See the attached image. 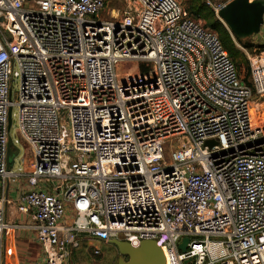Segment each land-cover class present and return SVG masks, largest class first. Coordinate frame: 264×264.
<instances>
[{
  "label": "built area",
  "instance_id": "2783aa9c",
  "mask_svg": "<svg viewBox=\"0 0 264 264\" xmlns=\"http://www.w3.org/2000/svg\"><path fill=\"white\" fill-rule=\"evenodd\" d=\"M246 38L248 83L176 0H0V264L13 229L40 248L27 264L112 238L165 264H264V17ZM9 137L29 169L8 167Z\"/></svg>",
  "mask_w": 264,
  "mask_h": 264
},
{
  "label": "water",
  "instance_id": "95a60500",
  "mask_svg": "<svg viewBox=\"0 0 264 264\" xmlns=\"http://www.w3.org/2000/svg\"><path fill=\"white\" fill-rule=\"evenodd\" d=\"M218 19L233 36L246 38L260 30L264 17V3L261 0H232L217 13ZM11 118L9 116V125ZM212 145L213 140H207ZM12 146V140L8 141V167L18 153V148ZM188 238L184 237L178 247L182 252L186 251ZM109 244L116 246L120 256L115 264H165V258L161 249L153 240H142L137 246L127 241L112 238ZM122 255L126 256L125 260ZM188 261V260H186Z\"/></svg>",
  "mask_w": 264,
  "mask_h": 264
},
{
  "label": "rangeland",
  "instance_id": "374dc122",
  "mask_svg": "<svg viewBox=\"0 0 264 264\" xmlns=\"http://www.w3.org/2000/svg\"><path fill=\"white\" fill-rule=\"evenodd\" d=\"M179 2L184 8L188 9L189 0H176ZM109 7L120 8L122 4L117 2H110L108 4ZM217 17V15H216ZM218 18V17H217ZM200 23L204 24L201 19L195 18ZM206 26V25H205ZM262 29V27H261ZM233 41L240 43L242 46L245 47L244 43L238 41L235 36L231 34ZM244 42H249L247 38L243 39ZM236 46V43H235ZM237 47V46H236ZM239 49V47H237ZM253 47H248L249 52H253ZM260 48H257L258 51ZM242 53L243 59L239 60L240 62V74L242 76H248L247 64H246V57L245 54L241 49H239ZM127 67L126 64H120L118 66V71L122 73L123 69ZM135 64H133L129 69H127V74L132 77L135 76L138 71H135ZM11 134L12 137H17L16 134V121L15 117L11 118ZM30 151L24 145L19 147V152L17 154V158H15L13 162V168L22 167L23 169H29L30 166ZM19 182L22 181V177L18 179ZM12 218L15 220L24 219L23 216L19 215H12ZM102 247V256L94 257L91 252H78L75 254L73 259L69 262L70 264H115L117 262L116 258L113 257L114 255V248L112 244L105 243L101 244ZM5 257H6V264H27L28 260H37L41 256L39 246L33 240V234L30 231L23 230V229H13L9 231L7 234V244L6 248L4 249ZM120 256V254H118ZM122 257L126 260L127 257L122 255Z\"/></svg>",
  "mask_w": 264,
  "mask_h": 264
},
{
  "label": "trees",
  "instance_id": "16d2710c",
  "mask_svg": "<svg viewBox=\"0 0 264 264\" xmlns=\"http://www.w3.org/2000/svg\"><path fill=\"white\" fill-rule=\"evenodd\" d=\"M188 9H186L194 18L201 19L204 22V25L213 29L219 36L223 47L227 50L229 56L234 60L236 67L240 70V62L239 60L243 59L241 51L235 46L233 38L229 31L225 28L223 23L216 17L214 11L205 3L204 0H189ZM238 41L244 43L246 47H251L252 44L250 42H244V38H240L235 36ZM262 47V45H260ZM247 64V60H246ZM127 68L131 67L130 63H126ZM141 71H146L147 68L140 66ZM248 70V67H247ZM248 76L244 77L245 81L248 83Z\"/></svg>",
  "mask_w": 264,
  "mask_h": 264
},
{
  "label": "flooded vegetation",
  "instance_id": "af4514ba",
  "mask_svg": "<svg viewBox=\"0 0 264 264\" xmlns=\"http://www.w3.org/2000/svg\"><path fill=\"white\" fill-rule=\"evenodd\" d=\"M113 248H114V255H113V257H115L116 258V260L118 259V257H119V252H118V249L116 248V246H114L113 245Z\"/></svg>",
  "mask_w": 264,
  "mask_h": 264
}]
</instances>
